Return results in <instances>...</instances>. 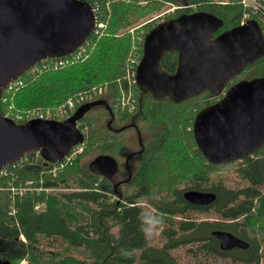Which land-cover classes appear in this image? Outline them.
<instances>
[{
    "label": "trees",
    "instance_id": "obj_1",
    "mask_svg": "<svg viewBox=\"0 0 264 264\" xmlns=\"http://www.w3.org/2000/svg\"><path fill=\"white\" fill-rule=\"evenodd\" d=\"M82 1L97 10L103 23L98 34L86 38V57L43 70L35 79L22 75L21 86L2 92L0 115L9 109L16 113L56 107L98 85H107V90L92 101L100 104L77 122L86 132L76 158L47 163L38 152H29L0 175V264H260L264 143L236 160L207 161L196 146L192 125L197 112L216 97L205 90L173 102L142 93L133 78L128 86L135 39L127 30L120 32L168 4L176 7L175 13L190 4L219 17L222 24L214 37L239 25L244 12L239 1ZM258 15L252 19L264 38V19ZM176 63V53L167 51L157 69L170 75ZM263 74L264 55L228 78L223 91ZM129 88L134 108L115 109L116 99ZM133 127L143 147L134 153L126 143ZM102 154L116 161L118 180L90 169ZM86 156L94 157L85 162ZM187 190L213 192L215 199L206 206L191 205L182 196ZM213 230L228 231L249 246L223 251Z\"/></svg>",
    "mask_w": 264,
    "mask_h": 264
},
{
    "label": "water",
    "instance_id": "obj_2",
    "mask_svg": "<svg viewBox=\"0 0 264 264\" xmlns=\"http://www.w3.org/2000/svg\"><path fill=\"white\" fill-rule=\"evenodd\" d=\"M221 24L213 14L195 12L150 29L144 35L136 67L139 90L173 102L205 90L219 96L228 78L264 55V38L254 19L210 39ZM93 28L91 6L82 0H0V98L10 81L42 59L73 52ZM164 51L178 52L176 70L170 75L157 69ZM97 104L100 102L81 104L63 121L34 119L16 124L0 115V169L29 152H38L47 163L61 161L73 146L83 143L77 122ZM105 106L113 118L110 107ZM192 132L198 150L211 163L253 153L264 143V74L232 84L218 101L198 111ZM89 167L107 179L116 171L115 161L103 154ZM183 198L191 205L206 206L215 194L187 190ZM211 235L223 251L249 246L228 231L213 230Z\"/></svg>",
    "mask_w": 264,
    "mask_h": 264
},
{
    "label": "built area",
    "instance_id": "obj_3",
    "mask_svg": "<svg viewBox=\"0 0 264 264\" xmlns=\"http://www.w3.org/2000/svg\"><path fill=\"white\" fill-rule=\"evenodd\" d=\"M238 1L244 9V12L241 17V22H240L241 24L245 23L249 19H252L253 16H256V15L259 16L258 15L259 13L261 14L259 18L264 19V4L260 0H238ZM91 10L94 14V28L92 32L94 34H98L99 31L103 28V23L97 20V10H95L92 7H91ZM131 31L133 33L132 29ZM144 35H145V32L143 31L142 33H139L136 36V38H134L135 42L133 43L132 51L128 58V72H127V77L129 78L128 83L131 82L132 78L135 81L136 67L139 64L141 56H142ZM85 46H86V41H84L83 44L78 46L73 52L67 55H64L61 57L46 58V59H42L36 62L34 65L28 68L20 76L10 81L6 85L4 90L9 91L18 86H21L23 82L21 76L24 74L28 77L34 78L37 76V73H39L40 71L47 70V69L61 68L67 64L75 62L81 57L82 52L85 49L84 48ZM89 92L90 91L79 93L75 97L67 99L65 104L61 106H57L53 109L36 108V109L27 110L26 112H16V113L13 112L11 109H9L7 112H5L3 117L11 119L16 124H23L27 121L34 120V119L62 121L68 118L70 115H72L77 106L90 102L93 99L94 92L93 93H89ZM83 131L84 130H81V132ZM82 146H83V143L73 146L69 150L67 155L61 161L57 163L63 164V162H68L76 158V156L82 152L83 150ZM4 170L5 168L0 169V175L5 173Z\"/></svg>",
    "mask_w": 264,
    "mask_h": 264
},
{
    "label": "rangeland",
    "instance_id": "obj_4",
    "mask_svg": "<svg viewBox=\"0 0 264 264\" xmlns=\"http://www.w3.org/2000/svg\"><path fill=\"white\" fill-rule=\"evenodd\" d=\"M176 7L174 6V5H166L165 6V8L164 9H162V10H160V11H157V12H155V13H152V14H150L146 19H144V21H141V22H139V23H137V24H135V25H133V26H130L129 28H125V29H123V30H121L120 32H124L125 30H127L128 32H129V34L131 35V40L132 39H134V38H136V36L139 34V33H142L143 32V30H144V27L145 26H149L150 24H153V23H156V22H158V21H160V19L167 13V12H170L172 9H175ZM143 25V26H142ZM141 27V28H140ZM131 29L135 32V33H137V34H133L132 33V31H131ZM85 49H84V51L82 52V55H81V57L78 59V60H76L75 62H77V61H79V60H82L83 58H85L86 57V46L84 47ZM75 62H73V63H75ZM73 63H70V64H73ZM52 70H54V69H52ZM41 72V71H40ZM39 72V73H40ZM39 73H37V76L36 77H34V79L35 78H37L38 77V74ZM131 83V82H130ZM130 83H128V86H129V84ZM107 90V85H98V86H96V87H94V89L92 88L91 90H89L90 92L89 93H93L94 92V96H93V99L90 101V102H92L96 97H98V96H100V95H102L105 91ZM87 92V91H86ZM79 93H83V92H79ZM79 93H77V94H79ZM132 91H131V88H129L128 90H127V92H124L123 91V93H121V95H120V97H118L117 99H116V102L114 103V107H115V109H119V108H123V107H125L126 105H129V110H131V109H133V107H134V105H135V101H134V99H132ZM76 94V95H77ZM66 103V101L63 103V104H65ZM88 103V102H87ZM63 104H60V105H58V106H61V105H63ZM133 104V107L131 106ZM57 107V106H56ZM53 108H55V107H47V108H41V109H53ZM78 127V126H77ZM86 132V127H84V131L82 132V133H85ZM130 133H128L127 134V137H126V143L128 144V146L130 147V150H137L138 148H137V144H136V136H135V133L133 132V131H129ZM132 132V133H131ZM83 146H84V141H83ZM82 146V147H83ZM94 157V156H93ZM92 156H86L85 158H84V161L85 162H88V160H89V158L90 159H92L93 158ZM121 163L123 164V160L121 161ZM133 164H132V162L130 163V167L132 166ZM120 178V177H119ZM20 192L22 193V192H24V189H20ZM19 239H21V240H23V237H18ZM257 243H258V245H259V251H260V253H261V255H262V260H261V262H260V264H264V240H262V239H258V241H257ZM19 264H26V262L25 261H21Z\"/></svg>",
    "mask_w": 264,
    "mask_h": 264
},
{
    "label": "flooded vegetation",
    "instance_id": "obj_5",
    "mask_svg": "<svg viewBox=\"0 0 264 264\" xmlns=\"http://www.w3.org/2000/svg\"><path fill=\"white\" fill-rule=\"evenodd\" d=\"M188 1H190V0H188ZM185 7V9H184V11H181V12H177V13H175V9H173L172 11H170V12H167L161 19H160V21H158V22H156V23H153V24H150L149 26H147L148 27V29H146L147 31H145V34L150 30V29H152L154 26H156L158 23H161V22H166V21H169V20H173V19H176V18H178V17H180V16H184V17H189L190 15H192L193 13H195V12H203V11H198L195 7H193L192 5H190V4H188L187 6H184ZM208 13V12H207ZM211 14V13H210ZM214 15V14H213ZM214 16H216V15H214ZM218 19H219V17L218 16H216ZM240 22H241V20H240ZM241 23H239V25H240ZM233 28V27H232ZM219 29V28H218ZM217 29V30H218ZM231 29V28H230ZM216 30V31H217ZM226 30H228V29H226ZM226 30H223V31H221V32H219L216 36H218L220 33H222V32H224V31H226ZM216 31H214V32H216ZM214 32L212 33V35H211V37H210V39H213V38H215L216 36H214L213 37V34H214ZM164 52H167V51H164ZM163 52V53H164ZM171 52H175L176 53V59H178V52H176V51H171ZM176 67H177V63H176ZM176 70V69H175ZM224 88V87H223ZM229 88V87H228ZM227 88V89H228ZM226 89V90H227ZM226 90L225 91H223L222 90V93L219 95V96H214V97H216V100L213 102V103H215L216 101H218L222 96H223V94L226 92ZM208 91V90H207ZM210 92V91H209ZM211 93V92H210ZM212 94V93H211ZM212 103V104H213ZM211 105V104H210ZM132 107H133V104L131 105ZM134 108V107H133ZM129 131H133L134 133H135V136H136V144H137V146L139 147L137 150H133V152L132 153H134V152H140L141 150H143V147H142V145H141V143H140V138H139V134H138V131H137V129L135 128V127H133L131 130H128V132H127V134L128 133H130ZM132 133V132H131ZM112 158V157H111ZM113 159V158H112ZM114 160V159H113ZM115 161V160H114ZM115 163H116V161H115ZM126 169H127V166H126ZM128 170V169H127ZM120 176H119V173H118V167H117V163H116V171H115V173L111 176V180L113 179V178H115L116 180H118V178H119ZM185 192V191H184ZM183 192V193H184ZM183 193H182V196H183Z\"/></svg>",
    "mask_w": 264,
    "mask_h": 264
}]
</instances>
